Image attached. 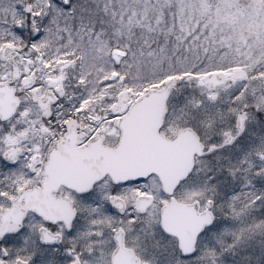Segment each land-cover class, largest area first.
Here are the masks:
<instances>
[{"label":"snow or ice","instance_id":"6c2138e0","mask_svg":"<svg viewBox=\"0 0 264 264\" xmlns=\"http://www.w3.org/2000/svg\"><path fill=\"white\" fill-rule=\"evenodd\" d=\"M0 264H264V0H0Z\"/></svg>","mask_w":264,"mask_h":264}]
</instances>
